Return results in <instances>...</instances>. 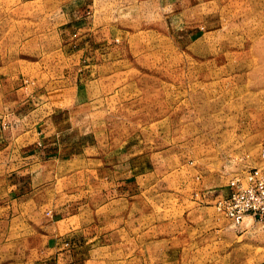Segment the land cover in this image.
I'll return each mask as SVG.
<instances>
[{
  "label": "rangeland",
  "instance_id": "1",
  "mask_svg": "<svg viewBox=\"0 0 264 264\" xmlns=\"http://www.w3.org/2000/svg\"><path fill=\"white\" fill-rule=\"evenodd\" d=\"M0 143L29 148L44 259L264 264L216 202L261 162L264 0H0Z\"/></svg>",
  "mask_w": 264,
  "mask_h": 264
},
{
  "label": "crops",
  "instance_id": "2",
  "mask_svg": "<svg viewBox=\"0 0 264 264\" xmlns=\"http://www.w3.org/2000/svg\"><path fill=\"white\" fill-rule=\"evenodd\" d=\"M14 147L13 143H0V246L4 248L10 244L24 246V256L34 264L43 262L61 264L58 253H55L53 260L44 259L46 252L43 248L52 245V241L55 240H46L45 230L40 228V225H45V216L36 192L30 190L29 148L27 146L24 150V146L19 147L15 159L12 152L17 150ZM228 193L229 189L224 195ZM15 228L23 229V232L16 243H13L7 235ZM2 235L6 237H1Z\"/></svg>",
  "mask_w": 264,
  "mask_h": 264
},
{
  "label": "built area",
  "instance_id": "3",
  "mask_svg": "<svg viewBox=\"0 0 264 264\" xmlns=\"http://www.w3.org/2000/svg\"><path fill=\"white\" fill-rule=\"evenodd\" d=\"M216 202L236 223L247 217L264 223V148L260 164L234 177L229 185V193Z\"/></svg>",
  "mask_w": 264,
  "mask_h": 264
}]
</instances>
